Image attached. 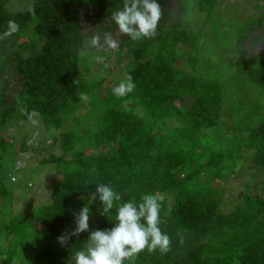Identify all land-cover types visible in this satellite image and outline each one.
<instances>
[{"label": "trees", "instance_id": "trees-1", "mask_svg": "<svg viewBox=\"0 0 264 264\" xmlns=\"http://www.w3.org/2000/svg\"><path fill=\"white\" fill-rule=\"evenodd\" d=\"M123 2L0 0V33L9 20L20 25L0 39V47L13 43L0 56V67L11 71L0 94V210L15 190L29 191L20 157L45 151L40 163L61 174L50 204L2 220L9 244L0 254L8 264H69L91 231L112 226L111 217L100 215L96 200L88 232L63 246L57 238L74 231L95 183H110L125 201L163 196L161 230L171 238L167 252L145 249L125 264H264V56L242 46L247 29L264 22V0H198L203 17L195 30L175 21L173 0H158L157 33L139 41L110 22ZM243 5L252 15H243ZM94 36L92 49L104 42V57L126 62L125 76L136 84L127 96L102 95L103 81L82 79ZM180 48L190 50V71L177 67ZM34 119L45 137L31 128ZM55 146L59 157L49 154ZM245 152H252L254 174L226 213L221 185Z\"/></svg>", "mask_w": 264, "mask_h": 264}, {"label": "clouds", "instance_id": "clouds-1", "mask_svg": "<svg viewBox=\"0 0 264 264\" xmlns=\"http://www.w3.org/2000/svg\"><path fill=\"white\" fill-rule=\"evenodd\" d=\"M161 16L162 8L158 0H124L123 6L111 14L110 22L115 25L117 34L139 41L156 35ZM19 29L18 23L9 20L6 30L0 33V39L12 36ZM108 42L116 47V41L111 37ZM97 43L98 39L94 36L89 46L94 47ZM135 87L132 75L127 74L115 84L113 94L118 98L125 97ZM96 200L101 205L100 215L111 217L107 220L112 226L91 231L81 246L72 252L69 264H125L145 249L149 252L169 250L171 238L161 230L163 196L147 193L139 201H125L110 183H95L94 193L75 214L74 231L59 236L58 243L63 246L70 237L88 232L92 215L90 205Z\"/></svg>", "mask_w": 264, "mask_h": 264}, {"label": "rangeland", "instance_id": "rangeland-1", "mask_svg": "<svg viewBox=\"0 0 264 264\" xmlns=\"http://www.w3.org/2000/svg\"><path fill=\"white\" fill-rule=\"evenodd\" d=\"M31 0H20V5L26 6ZM174 15L175 21L181 22L186 25L188 28L195 30L200 27L201 19L203 16L197 11L198 0H173ZM249 2H255L258 0H246ZM12 7L16 5V1H13ZM244 6V5H243ZM241 11L243 15L246 16L252 15V11L246 7ZM24 9V7H23ZM242 15V16H243ZM241 17V16H239ZM259 38V39H258ZM257 39V40H256ZM8 48L13 46V43H7ZM98 45V44H96ZM242 46L249 55H261L264 56V22L261 25H255L247 29V33L242 40ZM5 47H0V56L4 55L7 51ZM87 51L83 53L84 62L80 65V71L82 79L86 81H103L102 88H100V93L104 95L107 91L113 90L116 83L119 82L122 78L125 77L126 73V62H117L115 57H106L103 55V51H106V43L99 45V48H93L88 45ZM87 57V53H89ZM179 62L177 67L183 70L190 71L191 65L188 62L190 50L188 48H180ZM112 73L114 75L113 81L105 80L106 73ZM11 77V71H7L3 67H0V94L3 87L6 85V81ZM14 86H9L6 88V99L11 98V94L14 93ZM35 120V119H34ZM34 126L38 127L39 123L37 120L33 121ZM32 125V124H31ZM32 125L31 128L34 131L38 132L39 128L35 129ZM30 132V127L28 129ZM42 135V134H41ZM39 134V136L41 137ZM45 137L44 135H42ZM48 145H52V141L47 142ZM53 153L59 157L60 150L55 146V149L49 152ZM47 155V152H40L29 154L26 156L20 157V165L28 170V178L25 181L29 189L28 192H22L21 189L15 190L14 197L12 201H7L2 199L3 207L0 210V249L4 250L8 246L9 240H5L1 234V230L6 227L7 224L2 222L3 219L14 218L19 215L29 214L32 210L46 206L51 203L52 192L56 182L61 180V174L57 173L54 165H42L40 163L41 159ZM245 159L240 162V165L235 169V175L224 182L221 185L223 189V211L228 213L232 211L240 202L241 196L245 192L246 187L250 183L254 170L251 163L252 152H245ZM66 159H70V155H67ZM249 162V163H248ZM20 176V175H19ZM260 178L264 176L263 173L258 175ZM15 180H18V177L14 176L10 178V185ZM167 201L171 204L173 196H165ZM13 236H10L9 239H12ZM0 264H8V259L0 254ZM11 264H15L13 261Z\"/></svg>", "mask_w": 264, "mask_h": 264}]
</instances>
